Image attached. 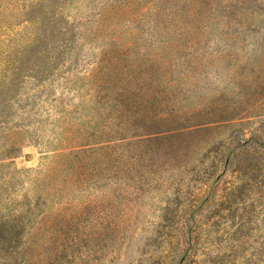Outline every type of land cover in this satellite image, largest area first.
<instances>
[{
  "label": "rangeland",
  "instance_id": "rangeland-1",
  "mask_svg": "<svg viewBox=\"0 0 264 264\" xmlns=\"http://www.w3.org/2000/svg\"><path fill=\"white\" fill-rule=\"evenodd\" d=\"M0 264H264V0H0Z\"/></svg>",
  "mask_w": 264,
  "mask_h": 264
},
{
  "label": "trees",
  "instance_id": "trees-1",
  "mask_svg": "<svg viewBox=\"0 0 264 264\" xmlns=\"http://www.w3.org/2000/svg\"><path fill=\"white\" fill-rule=\"evenodd\" d=\"M62 31H67V28L66 27H63Z\"/></svg>",
  "mask_w": 264,
  "mask_h": 264
}]
</instances>
